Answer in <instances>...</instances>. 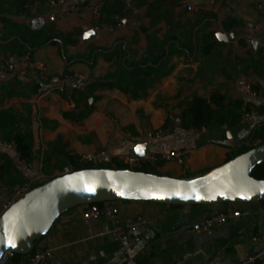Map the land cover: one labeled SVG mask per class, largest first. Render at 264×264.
Masks as SVG:
<instances>
[{
  "label": "crops",
  "instance_id": "1",
  "mask_svg": "<svg viewBox=\"0 0 264 264\" xmlns=\"http://www.w3.org/2000/svg\"><path fill=\"white\" fill-rule=\"evenodd\" d=\"M50 1L0 0V62L31 54L50 76L86 78L82 88L46 99L41 97L50 85L37 71L0 74V141L28 136L32 157L26 161L34 169L44 161L52 172L72 154L106 149L114 156L140 157L149 146L148 155L188 151L183 165L164 163L159 175L192 178L225 164L237 141L251 137L260 143L264 12L254 6L260 0H187L185 6L179 0H107L104 19L124 17L123 29L113 35L90 26L92 8L100 0H71L58 9H50ZM91 30L97 37H86ZM217 34L225 35L227 43H220ZM257 37L262 40L256 51L245 45L246 38ZM215 93L223 97L220 107L231 112L232 127L205 134L186 128L184 114L194 100L210 101ZM171 116V135L152 143L133 141L164 128ZM119 165L124 164L115 162L112 169ZM26 176L15 151L0 146V205ZM118 207L121 220L142 216L148 221L139 245L113 238V225L104 219L92 226L93 234L103 236L88 240L85 208L79 207L63 215L37 249H55L62 264H125L129 259L235 264L264 245V203L183 208L120 202ZM211 209H248L251 215L194 234L191 227ZM20 264H30L28 256Z\"/></svg>",
  "mask_w": 264,
  "mask_h": 264
},
{
  "label": "water",
  "instance_id": "2",
  "mask_svg": "<svg viewBox=\"0 0 264 264\" xmlns=\"http://www.w3.org/2000/svg\"><path fill=\"white\" fill-rule=\"evenodd\" d=\"M97 37L93 30L86 37ZM226 44L225 35L217 34ZM261 37L253 41L256 51ZM149 154V146L144 154ZM132 156L137 157L132 153ZM264 164V144L206 175L173 178L128 169H84L31 190L0 218V260L7 252L26 255L55 223L79 207L120 202H149L174 207H215L264 203V181L252 177ZM186 197V198H183ZM9 238L15 247L9 245Z\"/></svg>",
  "mask_w": 264,
  "mask_h": 264
},
{
  "label": "built area",
  "instance_id": "3",
  "mask_svg": "<svg viewBox=\"0 0 264 264\" xmlns=\"http://www.w3.org/2000/svg\"><path fill=\"white\" fill-rule=\"evenodd\" d=\"M70 1L71 0H52L49 2L48 6L50 9H58L64 7ZM186 3L187 0H179L178 4L180 6H185ZM106 4L107 0H100L93 6L91 11L90 26L95 32H105L113 35L123 29L124 17L118 14L112 18V22L106 21L104 19V10ZM254 6L257 10L264 12V0L255 2ZM27 8H29V6H27ZM258 29L259 28H257L256 31H258ZM244 43L247 47L251 48L253 39L246 38ZM30 69L37 71L39 77L43 81L48 82L50 85V88L42 95L41 98L52 99L56 95L65 94L69 88H82L86 81V78L81 74L50 76L44 65L31 61V54H28L21 59L4 60L0 62V74L14 72L15 70L27 72ZM174 128V119L171 116L169 117L164 128L150 132L143 138H133V141L135 143L144 141L152 143L153 141L161 140L162 138L171 135L174 131ZM198 132L205 134L208 132V129H198ZM0 146L15 151L18 160L21 162L23 170L27 173L26 179L20 185L16 186L12 193L1 203L0 218L34 188L41 186L53 179L84 170L85 166H114L115 162H122L127 167V169L131 171L143 172L144 169H151L153 171L159 172L161 170V165L164 163L175 162L179 165H183L186 162L187 156L189 154L188 151H179L162 155H147L145 157H134L131 155L114 156L108 149H106L98 153L83 155L72 154L69 161L64 166L52 172H48L45 169L44 161L41 162L37 169H34L32 164L24 160L21 157L14 141L7 142L1 140ZM252 146H255V144L251 137L241 139L229 149L228 155L231 159H234L236 154L243 148ZM84 208L85 210L83 217L87 226L88 240H94L96 237L101 235L103 236V234H93L92 226L101 219H104L110 221L113 225L112 230L110 231L111 236L123 245L133 247L139 245L142 242L143 235L145 234L148 227V221L144 217L134 216L121 220L118 203H104L101 206L91 205ZM185 213H187V211ZM250 215L251 211L248 209L232 211L211 209L202 221L194 224L191 227V230L196 235L208 234L217 228L228 225L233 220H237L242 217H248ZM253 241L257 242V239L255 238ZM14 256V253H5L0 260V264H11ZM28 261L30 264H62L55 256V249L49 247L37 249L34 254L28 255ZM125 264L151 263H141L136 259H129ZM235 264H264V245Z\"/></svg>",
  "mask_w": 264,
  "mask_h": 264
},
{
  "label": "trees",
  "instance_id": "4",
  "mask_svg": "<svg viewBox=\"0 0 264 264\" xmlns=\"http://www.w3.org/2000/svg\"><path fill=\"white\" fill-rule=\"evenodd\" d=\"M153 72H154V69L151 68L149 73L152 74ZM222 102H223V97L217 93H215L211 97L210 101L196 98L192 106L184 114L185 120L187 119L189 120L187 124L185 123V127L195 128L199 130L203 128L205 129L222 128L224 126L232 127V124L230 123L229 120L230 119L232 120L233 116L231 115L230 111L226 112L220 107ZM214 104L219 106V108L214 109L213 108ZM258 139L260 140V144L256 146L248 147V148H243L241 151L238 152L239 154L238 153L237 154L240 155L250 149L263 145L264 144V133L260 134L258 136ZM12 140L16 143L21 157L24 160H30V158L32 157V149H31V144L28 139V136L17 134L12 138ZM230 160L231 158H228L226 163L229 162ZM97 169H101V168H97ZM119 169H126V166L119 165L117 170ZM143 172L148 173V171H143ZM252 177L255 178L256 180L264 181V164L257 167L253 171ZM99 205L101 206L102 204H99ZM171 207H174V206H171ZM37 244L38 242L34 243V249L29 254L15 255L11 261V264H20V261L22 260V258L30 254H34L37 251Z\"/></svg>",
  "mask_w": 264,
  "mask_h": 264
},
{
  "label": "rangeland",
  "instance_id": "5",
  "mask_svg": "<svg viewBox=\"0 0 264 264\" xmlns=\"http://www.w3.org/2000/svg\"><path fill=\"white\" fill-rule=\"evenodd\" d=\"M255 144H257V143H255ZM258 144H260V143H258ZM257 144V145H258ZM239 154V153H238ZM238 154H236V156L238 155ZM97 169V168H103V169H112V166L111 165H101V166H97V165H88V166H85L84 167V169ZM125 168V167H124ZM126 169H127V167H126ZM144 171H148L149 173H152V174H156V175H159V172H156V171H153V170H151V169H144Z\"/></svg>",
  "mask_w": 264,
  "mask_h": 264
},
{
  "label": "snow or ice",
  "instance_id": "6",
  "mask_svg": "<svg viewBox=\"0 0 264 264\" xmlns=\"http://www.w3.org/2000/svg\"><path fill=\"white\" fill-rule=\"evenodd\" d=\"M183 198H186V197H183ZM9 245L11 246V247H15V244H14V242L11 240V238H9Z\"/></svg>",
  "mask_w": 264,
  "mask_h": 264
}]
</instances>
